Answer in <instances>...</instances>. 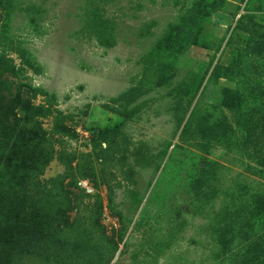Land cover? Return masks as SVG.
I'll use <instances>...</instances> for the list:
<instances>
[{
    "label": "rangeland",
    "instance_id": "rangeland-1",
    "mask_svg": "<svg viewBox=\"0 0 264 264\" xmlns=\"http://www.w3.org/2000/svg\"><path fill=\"white\" fill-rule=\"evenodd\" d=\"M0 264H264V0H0Z\"/></svg>",
    "mask_w": 264,
    "mask_h": 264
},
{
    "label": "trees",
    "instance_id": "trees-1",
    "mask_svg": "<svg viewBox=\"0 0 264 264\" xmlns=\"http://www.w3.org/2000/svg\"><path fill=\"white\" fill-rule=\"evenodd\" d=\"M13 234H14V233L11 234V232L9 233V235H13ZM11 239H12V238H11ZM11 239H10V241H11Z\"/></svg>",
    "mask_w": 264,
    "mask_h": 264
}]
</instances>
